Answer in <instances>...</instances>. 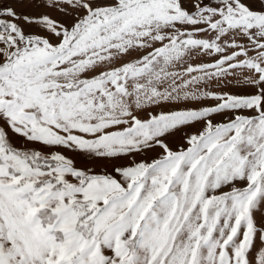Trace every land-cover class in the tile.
I'll list each match as a JSON object with an SVG mask.
<instances>
[{
	"label": "snow or ice",
	"instance_id": "snow-or-ice-1",
	"mask_svg": "<svg viewBox=\"0 0 264 264\" xmlns=\"http://www.w3.org/2000/svg\"><path fill=\"white\" fill-rule=\"evenodd\" d=\"M0 264H264V0H0Z\"/></svg>",
	"mask_w": 264,
	"mask_h": 264
},
{
	"label": "rangeland",
	"instance_id": "rangeland-1",
	"mask_svg": "<svg viewBox=\"0 0 264 264\" xmlns=\"http://www.w3.org/2000/svg\"><path fill=\"white\" fill-rule=\"evenodd\" d=\"M17 7H18V10H20V7L19 6H17ZM206 59L207 58H201V59H198V60H194L193 62L194 63H200L201 60H206ZM224 91H233V92L243 93V92L248 91V90L247 89H243V88H229V89H224ZM204 103L212 104V103H215V102L214 101H205ZM184 106L185 105H179L178 107H184ZM186 106H188V107H198L199 105H194L193 104V105H186ZM244 114L245 115H249L250 113L245 112ZM223 119H224V117H222V116H217L216 117L217 121H221ZM201 127H202V125L198 124V125L195 126V129H193V130L199 129ZM182 135H183V133L180 132V133H176L173 136H169V137H167V142L169 143V145L171 147L176 148L177 146L183 144ZM161 151H162L161 149L156 148L154 151L146 152V153H144L142 155H137V156L134 157V159L135 160H141V159H149V160H151L152 158L157 157L160 154ZM132 159H133V157H128L126 160L120 161V163H128ZM97 170H99V168Z\"/></svg>",
	"mask_w": 264,
	"mask_h": 264
}]
</instances>
